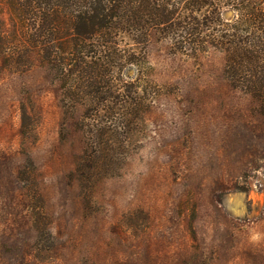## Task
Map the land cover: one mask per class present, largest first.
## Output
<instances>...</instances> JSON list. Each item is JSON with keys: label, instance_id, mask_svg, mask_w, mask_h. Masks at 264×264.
Here are the masks:
<instances>
[{"label": "rangeland", "instance_id": "374dc122", "mask_svg": "<svg viewBox=\"0 0 264 264\" xmlns=\"http://www.w3.org/2000/svg\"><path fill=\"white\" fill-rule=\"evenodd\" d=\"M146 53L156 86L128 95L144 98V113L115 169L78 163L82 110L65 111L36 56L24 71L0 57V264H264L258 104L229 86L218 54L191 58L158 42ZM119 73L139 75L124 65Z\"/></svg>", "mask_w": 264, "mask_h": 264}, {"label": "trees", "instance_id": "16d2710c", "mask_svg": "<svg viewBox=\"0 0 264 264\" xmlns=\"http://www.w3.org/2000/svg\"><path fill=\"white\" fill-rule=\"evenodd\" d=\"M225 10L232 20L223 19ZM153 42L191 58L222 56L229 86L264 116V0H0V57L24 71L36 56L58 83L65 111L81 108L86 148L78 163L88 168L123 162L120 143L144 113V98L128 95L156 86L146 53ZM123 65L138 69L135 82L120 77ZM34 131L23 108L22 137Z\"/></svg>", "mask_w": 264, "mask_h": 264}, {"label": "bare ground", "instance_id": "6f19581e", "mask_svg": "<svg viewBox=\"0 0 264 264\" xmlns=\"http://www.w3.org/2000/svg\"><path fill=\"white\" fill-rule=\"evenodd\" d=\"M229 207L231 208V211H233V212H236V210L238 208L237 204L231 203V202L229 204Z\"/></svg>", "mask_w": 264, "mask_h": 264}]
</instances>
